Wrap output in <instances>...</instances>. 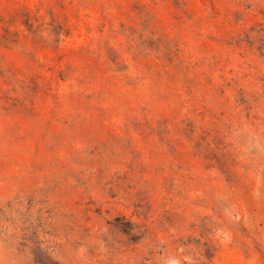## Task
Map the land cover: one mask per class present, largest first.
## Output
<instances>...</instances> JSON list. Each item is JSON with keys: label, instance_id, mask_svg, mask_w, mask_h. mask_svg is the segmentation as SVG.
I'll list each match as a JSON object with an SVG mask.
<instances>
[{"label": "rangeland", "instance_id": "rangeland-1", "mask_svg": "<svg viewBox=\"0 0 264 264\" xmlns=\"http://www.w3.org/2000/svg\"><path fill=\"white\" fill-rule=\"evenodd\" d=\"M0 264H264V0H0Z\"/></svg>", "mask_w": 264, "mask_h": 264}]
</instances>
